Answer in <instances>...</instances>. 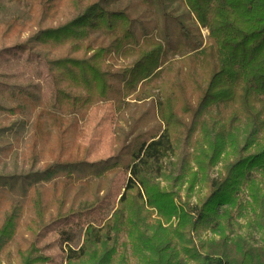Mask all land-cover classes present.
I'll return each instance as SVG.
<instances>
[{
    "label": "rangeland",
    "instance_id": "374dc122",
    "mask_svg": "<svg viewBox=\"0 0 264 264\" xmlns=\"http://www.w3.org/2000/svg\"><path fill=\"white\" fill-rule=\"evenodd\" d=\"M88 1L97 4L96 9L79 28L44 33L33 26L28 0H0V227L15 204L26 205L20 230L1 255L3 260L35 243L50 264H66L67 251L81 247L86 228L101 226L110 218L129 179L127 166L134 153L163 128L157 109L163 91L147 83V96L137 98L141 85L165 71L166 60L190 53L189 48L178 52L186 44L182 27L199 41L197 25L182 0H153L152 5L148 0ZM56 2L55 29L75 15L74 0ZM14 21L19 28L4 36ZM201 33L207 41L208 31ZM189 95L193 96L191 91ZM82 98L87 103L79 109L74 102ZM43 110L61 117L63 129L68 130L47 123L46 145L35 129ZM201 134L197 131L195 137ZM185 138L182 135V145ZM191 144L188 177L175 185L183 200L195 205L219 179L225 160L235 156L231 151L224 154L204 176L195 163L203 145ZM195 173L193 186L190 179ZM67 175L73 177V184L63 210L66 216L58 219L56 186ZM249 178L254 182L241 186L232 215L223 222L225 235L203 231L195 236L204 252L213 242L221 243L219 254L232 261L240 257V248L253 255L262 253L264 212L253 195L264 199V171ZM37 191L42 193L48 220L54 219L34 235L27 225L36 218ZM129 264L140 261L129 253ZM182 264L195 263L184 259Z\"/></svg>",
    "mask_w": 264,
    "mask_h": 264
},
{
    "label": "trees",
    "instance_id": "16d2710c",
    "mask_svg": "<svg viewBox=\"0 0 264 264\" xmlns=\"http://www.w3.org/2000/svg\"><path fill=\"white\" fill-rule=\"evenodd\" d=\"M56 1L28 0L38 32L79 28L97 5L74 0L73 19L55 29ZM147 2L153 4V0ZM182 2L197 25L199 41L182 27L186 44L178 52L189 48L190 53L175 61L166 60V70L147 78L137 93L141 98L147 83L163 91L157 103L163 128L134 153L127 166L129 179L113 214L101 226L86 228L81 247L67 251L66 264H129V253L140 264H182L184 259L195 264H264V249L253 255L240 248V257L232 261L219 254L221 243L212 242L204 252L205 247L195 240L203 231L225 235L223 222L231 217L241 186L254 182L249 178L253 172L264 171V0ZM18 25L14 21L3 35L13 33ZM201 29L208 31L207 41ZM86 103L82 98L74 106L79 104L82 109ZM63 122L53 112H39L35 122L38 139L48 143L47 123L68 131L63 129ZM197 131L202 132L198 138ZM182 135L186 137L183 145ZM194 143L203 145L197 150L195 163L204 176L224 154L228 156L231 151L235 156L225 160L223 173L195 205L183 200L175 185L188 177V147ZM178 156L177 163L172 164ZM197 175L190 179L193 186ZM72 184L73 177L67 175L56 186L60 191L58 219L66 216L63 210ZM253 197L264 212V199L257 193ZM42 199L37 191L33 200L36 218L27 225L34 235L54 219L48 220ZM25 212V203L18 202L0 227V264H50V258L35 243L19 250L16 257H1L16 238Z\"/></svg>",
    "mask_w": 264,
    "mask_h": 264
}]
</instances>
